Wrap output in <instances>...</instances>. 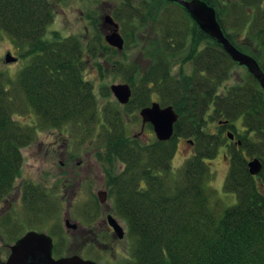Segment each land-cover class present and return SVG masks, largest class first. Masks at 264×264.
I'll return each mask as SVG.
<instances>
[{"label":"trees","instance_id":"16d2710c","mask_svg":"<svg viewBox=\"0 0 264 264\" xmlns=\"http://www.w3.org/2000/svg\"><path fill=\"white\" fill-rule=\"evenodd\" d=\"M204 1L216 8L226 28V21L236 16L232 26H246L247 7L258 8L251 26L255 31L249 33L248 28L246 33L261 54L230 39L264 69L261 0ZM54 4V0H0V34L6 32L15 43L28 47L25 55L32 57L16 81L0 70V202L15 189L23 149L33 142L39 127L22 122L16 114L30 108L47 127L60 128L69 122L91 126L100 118L99 102L93 83L84 77L85 56L105 57V67L122 73L133 89L128 104L111 101L105 106V154L101 155L108 167L115 161L123 164L119 173L110 170L108 186L115 199L113 208L125 219L133 239L132 257L125 264H264V90L256 78L249 73L221 92L236 62L179 4L168 0L113 4L111 14L127 45L138 43L149 27L158 29L157 42L148 53L151 62L142 73L135 62L112 59L122 55L125 47L119 52L107 44L100 17L86 45L80 36H64L58 30L52 40L47 39L48 27L56 18ZM101 64L96 63L102 72ZM101 92L111 95L108 87ZM155 96L163 106H173L179 119L170 140L142 143L129 134L127 115L149 106ZM239 118L243 130L235 124ZM215 121L217 130L210 131ZM228 129L235 132V140L229 138ZM179 138L192 141L193 155L174 173L172 159ZM221 147L230 152L224 188L235 192L238 200L219 211L212 203L216 192L209 184L212 173L206 160L216 158ZM254 157L263 163L257 175L248 167ZM20 188L28 206L37 201V186L27 182Z\"/></svg>","mask_w":264,"mask_h":264},{"label":"rangeland","instance_id":"374dc122","mask_svg":"<svg viewBox=\"0 0 264 264\" xmlns=\"http://www.w3.org/2000/svg\"><path fill=\"white\" fill-rule=\"evenodd\" d=\"M115 2L116 0H105L104 2H101V0H54L56 18L48 27L47 39L52 40V34L58 30L64 36H80L86 45L87 41L95 33V19L99 17L102 19L105 14L111 13V8ZM246 14L243 16L245 18L248 17V28L250 30L249 33H251L255 31V29H251V26L256 20V14L255 12L252 15ZM236 17L238 18V16ZM236 17H230L226 21L228 27H231L235 23ZM234 29L230 30L234 35L242 33V30L238 28ZM157 30L151 27L144 30L141 36H139L138 43L128 45L125 43L123 54L112 55V59L127 63L135 62L139 66L141 73L144 72L151 62L148 53L153 48L152 43L156 44L157 42L156 39L159 36H157ZM243 34L245 35H237L238 39L243 38L244 42L251 43L253 37L251 36L252 38L247 41L248 34L246 32ZM244 44L242 42V45ZM17 45L18 43H15L6 32L0 34V70L14 81L18 79L20 72L32 60L31 56L26 57L25 55V53H29V48ZM251 51L257 52L258 47L253 46ZM8 52L15 55L17 58L16 62L6 63V53ZM258 54L261 53L258 52ZM85 58L86 62H88L87 70L85 69V78L94 82L100 106H107L111 101L116 102L117 99L112 94L110 86L114 83L126 82L123 74L110 72L109 65L105 67V57L104 59L97 60L89 56H85ZM179 59H176L175 62V73L180 68V62H177ZM262 62L264 63V59ZM96 63H102L104 71L101 72ZM105 68L107 69L106 71ZM185 70L190 71V67L186 65ZM248 75L249 72L246 68L241 65H235L231 71L230 78L222 85L220 91L224 92L227 87L246 79ZM101 87H108L111 95L105 96L101 92ZM154 101L160 102L156 99V96L154 97ZM16 118L30 125L37 123L39 127L36 129L33 142L23 149L24 163L15 189L6 199L0 202V264L7 259L10 246L29 230L48 232L55 240L54 254L57 257L64 253H69L74 242L68 231L69 228L65 225L67 213L70 214L71 221L73 222L81 220L83 223H88L86 219L87 214H99L103 208L104 210L106 209L105 205L104 207L100 204L97 193L99 190L109 188L108 185L105 186L103 178L105 177V164L107 163L101 156L105 154V139L103 137L105 135L104 117L92 123L91 126H85L83 122L80 124L69 122L60 128L43 125L40 118L36 117L30 108L26 110L25 114H16ZM218 124L217 121L211 123L210 131L215 132ZM235 124L239 130H243L242 118L237 119ZM127 129L131 136L137 134L142 143H152L157 139L154 130L151 129V125L142 127V118L139 115V110L133 111L128 117ZM228 131L235 133L232 129H228ZM236 137L238 138L237 135ZM192 155L193 146L189 143V140L179 138L177 151L172 159V171L174 173L180 171L186 160ZM70 156H73V159ZM67 157L70 159L73 171L70 168L65 169L61 164L63 161L66 163L65 165H69ZM80 159L83 160L82 169L77 166V162ZM206 161L209 163V169L212 173L209 184L216 192L212 203L213 206H217L219 211H222L236 204L238 200L235 192H228L224 188L230 169V152L228 151V147H221L216 158L207 159ZM112 167L115 168V173L123 170V164L120 161H115ZM77 175L80 177L88 175V177L81 184L82 191L77 190L79 195L75 198L76 193L74 194L73 190H76L75 187L78 185V180H76ZM27 182L38 188L35 196L37 201H31L30 206H28V201H25L23 195L19 192L20 186H23ZM107 204L111 207L115 206V199L112 195L109 196ZM111 207H109V210L113 211ZM117 217L127 233L124 240L116 241L115 249L117 248L119 252L116 253L111 248V251L103 255V252H101L103 250H94V243L91 247L88 246L86 248L87 255L105 262V264H125V260L132 257L133 239L129 235V227L123 217L119 215ZM108 240L111 241L112 238L110 237ZM111 246H113L112 242Z\"/></svg>","mask_w":264,"mask_h":264},{"label":"water","instance_id":"95a60500","mask_svg":"<svg viewBox=\"0 0 264 264\" xmlns=\"http://www.w3.org/2000/svg\"><path fill=\"white\" fill-rule=\"evenodd\" d=\"M183 6L190 16L197 22L200 28L212 36L220 43L232 59L247 67L249 72L257 79L264 89V70L258 61L251 55L239 50L224 33L223 28L217 18L216 10L204 0H168ZM104 23L108 27L105 39L112 47L119 51L124 49L125 39L120 32V25L110 14L104 17ZM17 58L11 52L6 54V63L16 62ZM114 96L121 104L129 103L132 97V89L128 83H114L111 85ZM143 126L147 123L153 125L157 138L160 141H167L174 135L175 123L179 115L173 106L162 107L159 103L153 102L151 106L141 110ZM229 137L234 139V134L229 132ZM240 143V141L238 142ZM249 171L252 175H257L263 168V163L258 157L248 161ZM105 195V191H101ZM101 201L106 200V196L101 197ZM114 219V218H113ZM119 238L124 237L123 227L114 219L111 220ZM69 227L70 222L66 220ZM54 241L46 232L30 230L20 237L10 246V254L4 264H99L93 260H86L79 255L54 258Z\"/></svg>","mask_w":264,"mask_h":264},{"label":"flooded vegetation","instance_id":"af4514ba","mask_svg":"<svg viewBox=\"0 0 264 264\" xmlns=\"http://www.w3.org/2000/svg\"><path fill=\"white\" fill-rule=\"evenodd\" d=\"M261 5H262V7H264V0H261ZM248 10H249L250 14L252 15L255 11L257 12L258 8L252 7V8H249ZM231 29H232L231 27H227V28L223 27L224 33L228 36L229 39L231 37H234L239 43L243 42V43L249 44L251 46H254V44H253L254 40H252L251 43H248V42H244L242 40L243 38L238 39L237 35L240 34V35L244 36L245 34H243V33L246 31V29L242 28V31H241L242 33H236L235 35L232 31H230ZM249 40L250 39L248 38L247 41H249ZM53 142H55V141H53ZM42 145L45 146L44 144H42ZM45 147H48V146H45ZM70 157H71V159H73V156H70ZM67 159H69V158L67 157ZM82 163H83V160L80 159L77 162V166L79 168H81ZM61 164L65 167V169L70 168V170L72 169V171H73V166H71L70 159H69V163H68L69 165L68 166L65 165L66 163L63 161L61 162ZM110 170L114 171V173H115L114 167H108L107 165H105V173H104L105 177H103L105 180V186L109 185L108 183H109V172H110ZM86 177H88V175H83L81 177L77 175L76 180H78V185L75 187L76 190H73L74 191L73 193L74 194L76 193L75 198H77V196L79 195L77 190L82 191L81 190V188H82L81 184L84 181H86V179H87ZM19 189H20L19 192L22 194L21 188H19ZM101 191L102 190H99L97 193L98 194V200H99L100 204H102L103 206L104 205L106 206V207L104 206L106 209L104 210V208H103V210L100 211L99 214L98 213L87 214L86 219H87L88 223H83V221H81V220L80 221L76 220L73 222V221H71L70 214L67 213V218L65 220L69 219L70 226L68 227L69 228L68 231L71 234V238H72V241L74 242V244L70 248L69 253H64L63 255L58 256V257L54 254V250H53V255H55L54 256L55 258L79 255L85 259H93V260L97 261L94 257L87 255L86 248H88V246L91 247L93 245V243L95 244V246H93L95 248L94 250H97V251L103 250V251H101V252H103V255H105V253H108L109 251H111V248H112V251H114V252L116 251V253L119 252V250L117 248L115 249L116 241L117 240H124L125 238L122 239V238L118 237L116 229H115L114 225L112 224L111 220L115 219L121 226H123V225L120 222V220L118 219L117 214H116L113 206L111 207L109 204H107V200L109 199V196L111 195L109 188L105 190V195L101 194ZM100 194H101L102 198L104 196L107 197L105 201H101ZM65 197H63V199H65ZM109 207L113 208V211L109 210ZM110 237L112 238L111 241L108 240V239H110ZM54 242H55V240H54ZM111 242L113 243V246H111ZM9 254H10V252H9ZM6 260H4L2 263H4ZM97 262H99V264H105V262H100V260H98Z\"/></svg>","mask_w":264,"mask_h":264}]
</instances>
